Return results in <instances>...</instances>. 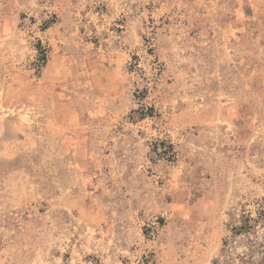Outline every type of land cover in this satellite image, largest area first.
I'll return each mask as SVG.
<instances>
[{"label":"rangeland","instance_id":"obj_1","mask_svg":"<svg viewBox=\"0 0 264 264\" xmlns=\"http://www.w3.org/2000/svg\"><path fill=\"white\" fill-rule=\"evenodd\" d=\"M264 264V0H0V264Z\"/></svg>","mask_w":264,"mask_h":264},{"label":"trees","instance_id":"obj_2","mask_svg":"<svg viewBox=\"0 0 264 264\" xmlns=\"http://www.w3.org/2000/svg\"><path fill=\"white\" fill-rule=\"evenodd\" d=\"M249 264H254L253 262H249Z\"/></svg>","mask_w":264,"mask_h":264}]
</instances>
